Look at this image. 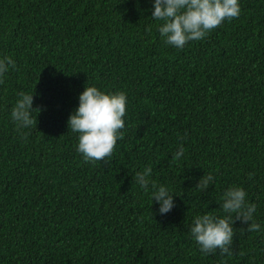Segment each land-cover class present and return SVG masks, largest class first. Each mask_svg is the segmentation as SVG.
Returning a JSON list of instances; mask_svg holds the SVG:
<instances>
[{
    "label": "trees",
    "instance_id": "16d2710c",
    "mask_svg": "<svg viewBox=\"0 0 264 264\" xmlns=\"http://www.w3.org/2000/svg\"><path fill=\"white\" fill-rule=\"evenodd\" d=\"M238 3V18L177 49L154 0H0V58L16 63L0 77V264H264V0ZM86 86L126 95L107 163L85 162L68 127ZM22 91L39 110L18 130ZM148 166L174 194L166 214L135 181ZM232 186L260 230L237 220L232 255H204L192 221L226 215Z\"/></svg>",
    "mask_w": 264,
    "mask_h": 264
},
{
    "label": "clouds",
    "instance_id": "9594fccd",
    "mask_svg": "<svg viewBox=\"0 0 264 264\" xmlns=\"http://www.w3.org/2000/svg\"><path fill=\"white\" fill-rule=\"evenodd\" d=\"M241 12L238 0H154L151 17L161 21L158 31L163 42L177 49H183L190 41H201L225 21L239 17ZM15 69L16 63L10 56L0 58V77L9 69ZM3 81L0 80V83ZM11 111V118L18 130L37 125L32 118L33 94L18 93ZM126 95L123 92L106 94L95 86L85 87L79 96V106L69 116V130L78 133L77 152L85 162L108 161L118 139L123 138L121 131L125 127L122 117L126 114ZM184 156L183 146L172 156L179 161ZM152 168L148 166L135 174L136 183L147 192L152 188L153 200L159 204V213L166 214L174 207L172 192L165 186H157L151 179ZM254 173H249V179ZM214 177L205 174L197 183V190H207ZM247 193L241 187L232 186L221 196L220 208L226 214L223 217L211 212L194 217L190 234L204 255H232L231 245L234 237L235 221L247 224L248 232L260 230V224L253 219L255 204L246 201Z\"/></svg>",
    "mask_w": 264,
    "mask_h": 264
}]
</instances>
